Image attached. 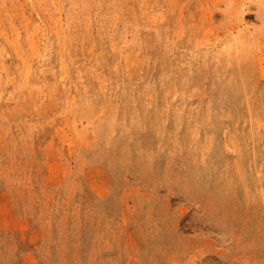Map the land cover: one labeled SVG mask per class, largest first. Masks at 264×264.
Listing matches in <instances>:
<instances>
[{
    "label": "rangeland",
    "instance_id": "rangeland-1",
    "mask_svg": "<svg viewBox=\"0 0 264 264\" xmlns=\"http://www.w3.org/2000/svg\"><path fill=\"white\" fill-rule=\"evenodd\" d=\"M0 264H264V0H0Z\"/></svg>",
    "mask_w": 264,
    "mask_h": 264
}]
</instances>
